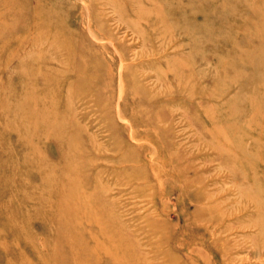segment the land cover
<instances>
[{"label":"rangeland","instance_id":"obj_1","mask_svg":"<svg viewBox=\"0 0 264 264\" xmlns=\"http://www.w3.org/2000/svg\"><path fill=\"white\" fill-rule=\"evenodd\" d=\"M0 264H264V0H0Z\"/></svg>","mask_w":264,"mask_h":264}]
</instances>
